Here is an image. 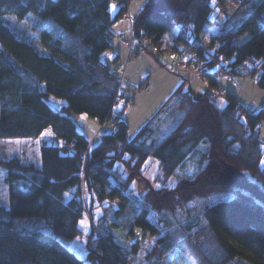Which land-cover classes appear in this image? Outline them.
Wrapping results in <instances>:
<instances>
[{"label": "trees", "instance_id": "obj_1", "mask_svg": "<svg viewBox=\"0 0 264 264\" xmlns=\"http://www.w3.org/2000/svg\"><path fill=\"white\" fill-rule=\"evenodd\" d=\"M226 1L145 0L131 28L155 50L141 45L137 53L148 50L157 60L164 49L184 48L185 61L209 87L228 74L255 78L264 89V0H240L222 21L212 18L214 7L225 10ZM109 4L0 0V139H36L51 124L66 142L61 151L40 140L35 164L1 153L9 204H0V264H86L62 240L82 234L84 211L97 219L85 236L88 264H172L176 257L189 264H264L263 202L232 189L226 198L202 203L220 186L225 164L264 187V141L256 133L264 107L251 110L231 91L219 106L209 89L194 94L182 83L128 138L127 122L112 115L118 80L101 59L115 37ZM28 12L37 15L36 39L46 53L20 37L8 18ZM212 26L218 29L206 44ZM174 28L164 46V34ZM49 95L64 100L58 110ZM73 113L101 123L112 119L115 129L92 142L76 130ZM150 155L157 158V187L135 193L132 179ZM190 155L195 168L182 172ZM174 176L182 181L167 185ZM115 213L127 224L125 234H133L132 223L148 230L154 237L149 246L142 238L116 241L106 226Z\"/></svg>", "mask_w": 264, "mask_h": 264}, {"label": "rangeland", "instance_id": "obj_2", "mask_svg": "<svg viewBox=\"0 0 264 264\" xmlns=\"http://www.w3.org/2000/svg\"><path fill=\"white\" fill-rule=\"evenodd\" d=\"M131 1V0H130ZM240 0H227L224 7L225 10H220L218 7H214V11L211 15L212 18H216L219 21H222L226 14L231 13L235 7L238 5ZM110 5H117L115 0H110ZM9 20L12 22L14 28L18 32L20 37L28 38L34 45V47L42 53H46V49L43 45L36 39L37 32L34 29V26L37 22V15L34 12H28L22 18L15 17L14 15H8ZM132 19L128 20L131 21ZM131 23L129 22V27ZM121 28V26L119 25ZM217 27L209 31L208 35L204 38V42L207 44L210 42L212 36L217 31ZM175 33V28L171 31H168L164 34V46H167L172 41V38ZM122 44V43H121ZM124 46V45H123ZM126 48V56L128 55V48ZM138 51V50H137ZM137 51L133 54V57L130 58L127 62L121 61L113 64H122L121 72V86L122 90L125 89L129 94L131 99L122 101L119 100L114 104L113 107V116H118L121 119H124L128 124V138H131L137 130L152 116L155 111L169 98L173 91L184 83V88L189 89L191 92L195 93V90L202 86L203 88L209 89L212 94L217 93L218 99L217 103L219 106H223V101L226 102L225 95L217 91L216 87H209L208 83L203 77L198 73L196 76H188L189 74H179L175 70L166 67L164 64L160 65L154 59V55L150 52L148 57V62H150L151 68H153L154 73L149 76V89L147 91H142L137 89L138 84L144 79L137 81L136 85L127 84L123 85V78L125 72V65L134 60L137 56ZM164 54V59L168 60L171 58V55L168 53V50L164 49L163 52H158ZM187 63V62H185ZM112 66V67H113ZM192 70V64L189 65ZM111 69V68H110ZM175 71V72H174ZM197 71V70H196ZM150 72V71H149ZM118 85L119 81H118ZM259 91L264 93V89L258 88ZM216 91V92H215ZM48 103L56 110L64 103L62 98H58L52 95H49L47 99ZM250 107L251 110H257L260 107H264V97L262 98H252ZM72 117L74 119L76 130L83 133L90 141H97L98 134L110 129L114 124H111L112 119L105 120L103 123L99 121L98 118L90 116L86 113H73ZM106 125V126H104ZM104 126V127H103ZM115 126V125H114ZM258 136L264 141V120L259 124V128L256 131ZM39 139L45 141L48 144L57 145L61 151L63 150V145L66 144L65 140L61 137H58L53 134L52 126L49 124L45 127L39 135ZM37 138L30 140H15V139H0V155L5 153L7 157L17 156L23 163H33L37 161ZM72 148L70 147L67 152H71ZM262 161H264L262 159ZM197 162V161H196ZM196 162L192 160V156H188L185 161L180 165L181 171L185 173H190L195 168ZM263 164V163H261ZM5 169L0 166V204L8 206V187L4 180ZM158 174L157 167V158L153 155L148 156L144 164V169L140 174H137L133 177L131 186L133 187L135 193H140L143 189H151L157 187V182H155V177ZM183 176H174L168 179L167 185L173 186L182 181ZM217 182L220 183V186L203 198L202 203L208 204L212 201L219 200L230 196L232 189H241L248 192L254 196L257 200L264 203V187L262 184L257 181L249 172L235 169L229 164H225L223 168L218 171ZM69 194H65L67 199ZM88 199V195L86 194ZM118 206V204H117ZM101 213V208L95 210V215ZM112 215V214H111ZM111 224H107V228L113 233L114 239L120 242L122 245L129 244L134 239L142 238L141 242L144 247H148L149 244L153 241V236L150 232L140 226L132 223L130 229H132L133 234L125 232V227L127 226L126 222H122L118 218L117 214L111 216ZM93 222H97L96 218H93L86 212H83V215L78 220V226L80 227L82 234L72 239H62L66 244L68 249L72 250L77 257L82 259L86 264H88L87 253L85 249V236L89 231V227L93 225ZM94 223V224H95ZM146 234L145 236L143 234ZM143 251L140 250L138 253V261H143ZM172 264H189L184 259L175 258V262Z\"/></svg>", "mask_w": 264, "mask_h": 264}, {"label": "crops", "instance_id": "obj_3", "mask_svg": "<svg viewBox=\"0 0 264 264\" xmlns=\"http://www.w3.org/2000/svg\"><path fill=\"white\" fill-rule=\"evenodd\" d=\"M116 1V0H115ZM145 0H131L128 4L127 8V16H124L122 14H119L121 11L119 3L116 1L117 5L111 6L109 4V9L112 17H116L112 24V30L114 32V39L112 41V46L108 48L106 51H104L101 54V59L111 68L114 63L121 62L126 57V48L123 46L119 40L120 35H125L128 31V26L130 19L134 17V15L138 12V10L141 8ZM121 26V28L119 27ZM213 28V26L210 28V30ZM209 30V31H210ZM209 33V32H208ZM206 34V36L208 35ZM205 36V37H206ZM148 50H141L137 53V56L134 60L128 62L125 65V72H124V78H123V85H127L130 83V85H136L137 81L140 79H150L149 76L152 75L151 73H154L153 68H151L152 65H150V62H148L149 56ZM168 53L171 55V52L168 51ZM156 60V58L154 57ZM157 61V60H156ZM186 62V61H185ZM180 64V67L175 70L179 74H189L188 76H196L198 75V71H196L193 67L192 70L189 68L190 64L187 63ZM158 64L159 61H157ZM162 64V63H161ZM150 71V72H149ZM174 71V72H175ZM219 82L216 86L217 91H220V87L226 89L227 91L233 92L236 97L247 107H250L251 101V95L252 98H262L264 97V93L259 91V87L256 84L255 78L250 77H241V76H232L228 74H219L218 75ZM140 80V81H141ZM127 87V86H126ZM207 88V87H206ZM206 88H203L202 86H199L195 93L201 94L206 90ZM262 89V88H260ZM216 92V91H215ZM223 94V93H222ZM214 96L216 99H218L217 93H214ZM217 101V100H216ZM225 101L222 102L224 104ZM264 105V104H263ZM106 126V125H104ZM103 126V127H104ZM37 143H40L39 136L37 137Z\"/></svg>", "mask_w": 264, "mask_h": 264}, {"label": "built area", "instance_id": "obj_4", "mask_svg": "<svg viewBox=\"0 0 264 264\" xmlns=\"http://www.w3.org/2000/svg\"><path fill=\"white\" fill-rule=\"evenodd\" d=\"M129 2H130V0H120V2H119L120 8L122 9V15H124V16H127L126 11H127ZM119 40L122 43V45H124L128 48V55L124 59L123 63L127 62L130 58H132L133 54L136 53L137 49L141 48V45H144L150 51L155 50L154 46L147 42L145 36H139V35H136L135 33H133L131 26L129 27V30L127 31V33L125 35L119 36ZM156 57L166 67H169L173 70H177L180 67V64H182L185 60L186 50L180 49L177 52H173L171 58H169L168 60L164 59V54H162V53H157ZM122 64L118 63V64L114 65L111 68V73L114 75V77L117 78V80L119 81V84H120V86L118 85V89L116 91L114 99L126 101V100L131 99V97L129 96V94L126 92L125 89L122 90V86H121ZM137 86H138L137 89L142 90V91H147L149 89V82L147 79H145L144 81L140 82ZM221 92L224 93L225 89L222 88ZM112 129H115L114 125H113ZM85 155H86V152L81 153V156H85Z\"/></svg>", "mask_w": 264, "mask_h": 264}, {"label": "snow or ice", "instance_id": "obj_5", "mask_svg": "<svg viewBox=\"0 0 264 264\" xmlns=\"http://www.w3.org/2000/svg\"><path fill=\"white\" fill-rule=\"evenodd\" d=\"M261 163H264V161H261Z\"/></svg>", "mask_w": 264, "mask_h": 264}]
</instances>
